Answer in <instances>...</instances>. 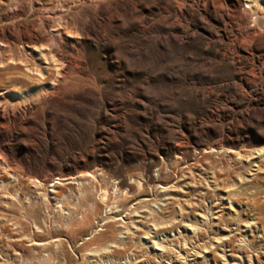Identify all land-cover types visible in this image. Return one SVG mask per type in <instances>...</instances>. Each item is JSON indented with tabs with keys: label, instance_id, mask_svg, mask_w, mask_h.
I'll list each match as a JSON object with an SVG mask.
<instances>
[{
	"label": "rangeland",
	"instance_id": "374dc122",
	"mask_svg": "<svg viewBox=\"0 0 264 264\" xmlns=\"http://www.w3.org/2000/svg\"><path fill=\"white\" fill-rule=\"evenodd\" d=\"M252 1L0 0V264H264Z\"/></svg>",
	"mask_w": 264,
	"mask_h": 264
},
{
	"label": "bare ground",
	"instance_id": "6f19581e",
	"mask_svg": "<svg viewBox=\"0 0 264 264\" xmlns=\"http://www.w3.org/2000/svg\"><path fill=\"white\" fill-rule=\"evenodd\" d=\"M245 1H247V3L249 4V3H252L253 1L252 0H245ZM250 8V7H249ZM251 9V8H250ZM247 14V13H246ZM255 26V25H254ZM253 26V27H254ZM257 26V25H256ZM248 30V32H247V34H246V36H247V38L248 39H250L251 41L252 40H254L255 39V37L254 36H256L257 34H258V31L256 30V29H252V28H248V27H246ZM259 30V29H258ZM259 32H260V30H259Z\"/></svg>",
	"mask_w": 264,
	"mask_h": 264
}]
</instances>
